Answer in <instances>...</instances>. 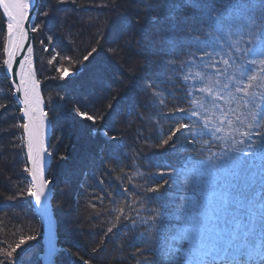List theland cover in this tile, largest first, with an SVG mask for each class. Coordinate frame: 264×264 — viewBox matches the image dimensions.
<instances>
[{"label":"snow or ice","instance_id":"snow-or-ice-1","mask_svg":"<svg viewBox=\"0 0 264 264\" xmlns=\"http://www.w3.org/2000/svg\"><path fill=\"white\" fill-rule=\"evenodd\" d=\"M35 4L36 0H0L5 18L0 32L4 71L12 74L14 66L18 68V83H13L23 119L13 127L22 129L20 139L30 163L25 171L31 179L19 195L31 197L43 219L49 217L45 202L52 181L46 176V162L51 158L48 135L53 122L44 107L33 48L25 49L29 32L40 30L29 19ZM151 21V28L135 41L140 54L150 52L158 61L138 78L139 90L161 117L155 121L160 132L149 147H168L185 163H157L146 173L137 168L135 175L148 181L138 185L141 199L134 198L141 207L136 216L125 214L127 198L113 197L116 206L111 211L116 215L104 235L114 228L122 235L132 234L142 245L137 253L144 264H151L144 252L159 254L161 264H254L256 258L264 264V0H154ZM101 23L107 25V18ZM120 31L127 27L122 25ZM101 39L98 31L96 43ZM110 51L119 54L123 49L117 41ZM96 52L93 46L82 60L89 61ZM21 53L26 55L18 61ZM65 59L71 62L70 57ZM54 60L55 56L48 63ZM55 71L63 80L69 69L60 65ZM4 107L0 104V109ZM106 108L112 109L108 120L105 112L93 115L75 107L72 111L91 122L89 135H102L101 152L108 149L110 160L119 163L124 145L108 132L127 113L123 106L113 109L111 102ZM100 121L104 126L94 127ZM112 170L123 179L122 168ZM142 210L149 214L140 215ZM36 239L21 236L0 249V264H24L25 257L17 256V250ZM59 251L50 239L47 264H54Z\"/></svg>","mask_w":264,"mask_h":264},{"label":"trees","instance_id":"trees-1","mask_svg":"<svg viewBox=\"0 0 264 264\" xmlns=\"http://www.w3.org/2000/svg\"><path fill=\"white\" fill-rule=\"evenodd\" d=\"M43 2L36 23L40 30L34 33V41L37 74L53 122L51 153L54 162L49 179L54 184V213L59 222L60 236L58 247L65 250L55 257L56 264H85V261L89 264H144L137 253L142 245L133 239L132 234L122 235L116 228L107 236L104 233L116 215L111 211L116 206L112 202L113 197L117 200L126 197L129 204L124 206L125 214L137 215L136 210L141 206L134 203V198L140 200L143 195L138 185L148 183L135 175L137 168L146 173L149 166L157 163L178 160L185 163L169 152L168 147H149L160 132L155 121L161 117L150 103L149 96L139 90L138 78L151 72L158 61L150 52L140 54L135 41L152 26L154 0ZM105 4L109 6L105 7ZM44 11L49 15H42ZM105 18L107 25L101 23ZM4 24L0 13V27ZM122 25L127 27L126 32L121 33ZM98 31L103 36L99 44L96 43ZM48 36L52 37L51 41ZM125 40L131 43L126 45ZM117 41L123 49L119 54L110 51L117 46ZM2 46L3 32H0V104L7 105L0 109V249L14 245L21 236L36 235L37 239L22 245L16 255L25 257L24 264H42L40 256L45 249L43 226L30 204L31 197L19 195V189L29 183V174L25 171L28 161L20 139L22 129L13 127L22 119L2 65ZM93 46L97 52L89 61H83V55ZM53 56L55 60L49 64L48 60ZM65 57H70L71 62ZM60 65L69 69L63 80L55 71ZM94 79L96 84L91 87L89 83ZM162 87L171 90L170 86ZM176 91L179 95L181 89ZM168 100L171 101L172 97L168 96ZM108 102L112 103L113 109L123 106L127 113L126 117L121 115L108 132L124 145L119 163L110 160L108 149L101 152L105 144L102 135H89L91 122L82 121L72 111L75 107L93 115L105 112V120H108L112 115V109L106 108ZM103 126V121L94 125L96 128ZM60 156L67 159H60ZM86 164L89 165L88 171L85 170ZM82 165L84 167L79 169ZM114 168L123 169L125 175L122 180L117 179L121 173L113 171ZM75 169H79L78 173L72 175ZM128 176L132 177L131 184ZM64 177L65 180L72 178L69 179L71 186H63L61 181ZM123 188H128L129 192L124 193ZM9 196L16 198L8 199ZM139 214L147 216L149 213L142 210ZM147 227L141 225V229ZM94 248L98 251L94 252ZM142 255L147 256L151 264H161L159 254L144 252ZM254 264H260V258H256Z\"/></svg>","mask_w":264,"mask_h":264},{"label":"water","instance_id":"water-1","mask_svg":"<svg viewBox=\"0 0 264 264\" xmlns=\"http://www.w3.org/2000/svg\"><path fill=\"white\" fill-rule=\"evenodd\" d=\"M41 1L42 0H36V4H35V7L34 9L30 12V16H29V19L31 21L32 24H36L37 22V15H38V12L40 10V4H41ZM27 27H30V25H26V28ZM33 32H29V40L28 42L25 44V49H27L29 46H31L33 48V58H34V66H35V70H36V74H37V63H36V58H35V54L36 52L34 51V41H33ZM23 55H26V53H21L20 56L17 57V60L19 61L21 59V56ZM18 72V68H16L14 66V69H13V73L12 74H6L11 82V86H13V97L15 99V101L18 103V107H20V109L22 108V105L18 102V99H17V96L19 94H15L14 93V83H13V80H15L17 83H18V76L16 75V73ZM37 79L39 80V76L37 74ZM40 81V80H39ZM40 91H41V94L44 98V95H43V91H42V84L40 83ZM44 101L46 102L45 98H44ZM44 107H45V110L47 111V106L45 105L44 103ZM21 117H22V112H21ZM52 129V128H51ZM49 130V135H48V144H49V152H50V146H51V135H52V130ZM25 150H26V147H25ZM28 161V159H27ZM53 158H52V155H51V158L47 160L46 162V176L48 178V175H49V169L51 168L52 166V163H53ZM28 165L30 166V163L28 162ZM29 179H31V177L29 176ZM49 189H50V192L48 194V197H47V200L45 202V207L48 209V213H49V217L47 218H41V215L39 214V211L37 209V207L34 205V202H33V199H32V205H34L35 207V210L38 212V215H40V218H41V221H42V224L44 226V237H45V241H44V245H45V248H46V254L43 256V264H47V250H48V245H49V241L50 239L55 243V245L57 244V229H58V225H57V221H56V218H55V214L53 213V204H52V201H53V198H54V193H53V187H52V184L49 185ZM57 247V246H56Z\"/></svg>","mask_w":264,"mask_h":264},{"label":"rangeland","instance_id":"rangeland-1","mask_svg":"<svg viewBox=\"0 0 264 264\" xmlns=\"http://www.w3.org/2000/svg\"><path fill=\"white\" fill-rule=\"evenodd\" d=\"M42 3H44L43 2V0L41 1V4H40V10H41V5H42ZM40 10H39V12H40ZM48 10L50 11V10H52L51 8L49 9L48 8ZM39 12H38V14H39ZM0 13H1V15H2V17H3V14H2V10H0ZM4 18V17H3ZM37 18H38V15H37ZM4 20H5V18H4ZM37 21H38V19H37ZM37 23V22H36ZM35 33V32H34ZM33 33V34H34ZM33 41H34V36H33ZM34 46H35V41H34ZM34 49H35V47H34ZM37 69V68H36ZM39 76V75H38ZM40 80V79H39ZM96 84V79H94V81L93 80H91L90 81V83L89 84H91V87L94 85V84ZM44 98H45V100H46V97H45V95H44ZM45 105L47 106V103L45 102ZM19 110H20V112H19V114H20V118L21 119H23L22 117H21V109L19 108ZM47 111H48V106H47ZM49 119L51 120V117H49ZM52 135H51V146H52V136H53V127H52ZM51 146H50V149H51ZM25 148V147H24ZM52 150V149H51ZM51 150H50V153H51ZM51 155H52V153H51ZM52 158H53V155H52ZM26 160H27V155H26ZM54 162V161H53ZM89 161H87L86 163H88ZM53 164V163H52ZM29 166V165H28ZM88 166L89 165H87L86 164V166H85V170H89L88 169ZM84 167V165H82L79 169H81V168H83ZM78 169V170H79ZM78 170L76 171V169L73 171V173H72V175H77V173H78ZM49 171H50V169H49ZM50 173V172H49ZM30 176V175H29ZM71 176V175H70ZM48 178H49V175H48ZM65 178L66 177H64L63 178V180L61 181L62 182V184H63V186L65 187V186H71V182L69 181V179H72L71 177H69V179H66L65 180ZM29 181H30V179H29ZM52 187H53V193H54V184L52 183ZM54 198H55V193H54ZM54 198H53V201H54ZM53 201H52V204H53ZM30 204L32 205V198H31V202H30ZM32 208H33V211H34V213H35V215H37L38 217H39V219H40V222H41V226H43V224H42V221H41V218H40V215H38V212L35 210V207H34V205H32ZM53 213H54V204H53ZM55 214V213H54ZM55 218H56V221H57V225H58V229H57V236H58V238H57V244H56V246H57V248L58 249H60L61 251H59V253L60 252H63V251H65L63 248L61 249V248H59L58 247V242H59V238H60V236H59V222H58V219H57V217H56V214H55ZM42 237H43V246H44V248H45V245H44V241H45V237H44V226H43V232H42ZM46 254V248L44 249V253L43 254H41V259L43 258V256ZM57 262H56V258H54V264H56ZM42 264H43V261H42Z\"/></svg>","mask_w":264,"mask_h":264},{"label":"bare ground","instance_id":"bare-ground-1","mask_svg":"<svg viewBox=\"0 0 264 264\" xmlns=\"http://www.w3.org/2000/svg\"><path fill=\"white\" fill-rule=\"evenodd\" d=\"M34 51H35V49H34ZM35 58H36V54H35ZM9 79V78H8ZM10 81V80H9ZM10 86H11V82H10ZM12 90H13V86H12ZM13 95V94H12ZM15 100V99H14ZM15 103H16V105H17V107H18V103L15 101ZM20 108V107H19Z\"/></svg>","mask_w":264,"mask_h":264}]
</instances>
